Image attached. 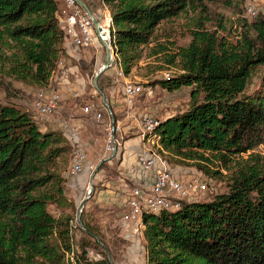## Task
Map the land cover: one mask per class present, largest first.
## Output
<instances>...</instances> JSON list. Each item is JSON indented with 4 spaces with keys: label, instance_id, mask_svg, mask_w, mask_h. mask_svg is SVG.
<instances>
[{
    "label": "trees",
    "instance_id": "obj_1",
    "mask_svg": "<svg viewBox=\"0 0 264 264\" xmlns=\"http://www.w3.org/2000/svg\"><path fill=\"white\" fill-rule=\"evenodd\" d=\"M189 1L104 0L126 75L148 47V57L168 51L167 44L150 45ZM60 10L58 0H0V75L42 87L53 82L68 57ZM214 45L166 56L171 66L181 59L183 72L158 82L171 91L191 86V105L162 121L158 151L197 161L209 177L229 171V189L174 211L145 213L148 264H264V161L245 157L264 142V74L261 88L246 93L264 66V14L244 24L239 41ZM70 153L64 133L43 131L30 110L0 102V264H70L72 251L76 264H111L106 254L87 257L93 246L108 247L90 224L84 223L91 240L76 247L72 216L53 212L66 195L60 161ZM210 163L221 167L212 170Z\"/></svg>",
    "mask_w": 264,
    "mask_h": 264
},
{
    "label": "rangeland",
    "instance_id": "obj_2",
    "mask_svg": "<svg viewBox=\"0 0 264 264\" xmlns=\"http://www.w3.org/2000/svg\"><path fill=\"white\" fill-rule=\"evenodd\" d=\"M59 1L63 2L62 0ZM87 1L91 3V6L93 5L92 7L95 12L99 9L102 11V0ZM251 7L256 11V14H253L249 10ZM261 14H264V0H190L186 12L161 24L155 33L154 41L150 46L164 43L169 46L168 51L162 53L158 57H148V47L145 51L144 58L132 71L131 80L133 82H139L146 87L150 86L154 89L153 97H147L144 94L141 96L144 102L141 111L145 114L160 118H164L167 115H179L187 111L191 105L192 87L184 86L180 89L171 91L164 88L158 82L159 80L170 78L183 72V63L181 59H178L175 65L171 66L165 62L166 56L169 53L177 52L180 47L205 49L215 46L214 44L219 40L235 43L240 40L244 24H250L257 15ZM91 48H94V46H91ZM99 55L102 57V60L105 61L106 49L104 47H100ZM66 59L67 58H64V61H66ZM88 61L89 63L87 64L83 61L80 62V60L77 61L76 74L81 78H86L87 90L90 92V96H95V101H91V97L87 99L81 96H74V98L68 100L69 102L66 105V98L63 94L61 107L57 112L51 114L44 124L39 125L43 131H59L64 133L65 136L67 134L70 138L66 136L69 144H71V153L68 155V161H60V167L66 180V193L68 191H75L73 190L75 187L68 185V182L72 181L73 178H81V182H83L84 185L76 189L77 201L73 203L69 213L73 220H76L80 202L88 195L92 179L95 189L92 197L87 203L91 204V200L94 196H101L102 200H104V204H102V201L99 203V211L109 209L113 212V220L110 225L102 227L98 217L85 214L84 207L82 212L84 223L87 222L90 224L108 245L106 248L95 246L89 248L87 257L94 258V256L100 255L101 258H103L105 254L108 256V249L111 254V259L115 264H148L146 239H143L141 235L130 229L126 230L122 224V218L127 209L126 198L129 190L134 186L146 183L145 181L150 179V170H146L138 164L139 166L134 167V170L132 169L131 171V167L122 164L123 153L119 152V150L117 157L114 159L110 161H101L104 156H107L106 146L108 132L105 126L109 122V118L105 109L106 106L104 107L102 104V95L94 87V78L96 72L102 67V64H100L101 66H99L95 72V70L93 71L94 59L88 57ZM108 70L101 75V77L103 76V81L106 79ZM167 73L170 74V77H167ZM263 74L264 66L258 67L251 77L246 93L254 94L261 88ZM0 80L2 82L0 86V102L4 104L15 103L30 111H32L31 105L35 100L37 92L45 88L42 86L29 85L5 75H0ZM103 81L102 83L98 81L100 87H103ZM110 81H112V79H110ZM106 98L108 101L107 96ZM121 98L123 97L121 96ZM87 104H93L92 108L94 113L98 111L102 112L103 118L101 121L94 119L93 116L83 111V107ZM117 104L122 106V109L117 111L113 108L117 120L123 119V116L134 107H127L123 99ZM77 109H81L85 116L84 119L76 114ZM145 114H142V116ZM130 120L131 119H126L124 121L123 119L124 122L121 123V132L117 133V138L121 142L119 149L122 144L125 143V140L134 137V133L141 128V119L140 127L131 123ZM130 124L134 125V127L124 130V128ZM148 147L154 149L162 159H165L170 168L179 174V176H198L209 184V189L204 192L200 200L207 201L216 194L228 191L229 171L223 168L220 169L221 166L219 163H210L209 166L212 170L220 169L221 174H218L216 177H209L203 170L198 168V165H196L198 164L197 161L178 157L167 151H163L159 154L158 148L154 146V144H149ZM143 149L144 145L140 152ZM77 152H84L87 155V159L86 162H84L83 170L78 173H73L71 168L77 162ZM251 153L260 156L261 160L264 161V142L255 147V149L248 154H245V157L248 158ZM90 164H93L95 169L89 168ZM202 164H207V162H202ZM139 167L143 172L139 170ZM138 170L143 174L142 178L146 179L145 181L138 182L132 178L133 172ZM73 229L76 247H78L84 239L91 240L78 222L77 227Z\"/></svg>",
    "mask_w": 264,
    "mask_h": 264
},
{
    "label": "built area",
    "instance_id": "obj_3",
    "mask_svg": "<svg viewBox=\"0 0 264 264\" xmlns=\"http://www.w3.org/2000/svg\"><path fill=\"white\" fill-rule=\"evenodd\" d=\"M64 3V12L68 16L67 31L71 36L72 44L78 48H88L96 43L102 47L99 34L96 33L95 23L93 18L84 9V7L77 2V0H62ZM102 11L95 12L98 16V21L102 26L103 32L107 33L111 45L113 47V33L115 32L113 17L109 7L102 0ZM253 14L256 11L251 7L249 9ZM67 37V32H66ZM114 50V47H113ZM115 51V50H114ZM64 59L58 64V69L63 67ZM112 66H116V77L124 80V97L123 101L129 108L133 107L139 95L144 94L147 97H153L154 89L146 87L139 82H133L127 79L124 72L121 59L115 52ZM111 66V67H112ZM170 77V74H166ZM76 96H80L76 94ZM63 102V93L61 89L55 84L50 83L44 89L37 92L35 100L31 105V114L33 119L38 124H44L51 114L57 112ZM105 107L104 103H102ZM93 104H87L83 107V111L94 117V119L101 121L103 114L101 111L93 112ZM109 122L105 126L108 132V140L106 146L107 156H104L101 161H110L117 157L119 145L121 142L117 138V133L121 132V123L123 119L117 120L115 112L106 108ZM162 119L159 117L145 114L141 118V136L144 142V149L138 155V162L141 167L146 170H156V174L152 183L139 184L131 188L126 198V211L122 218V224L126 230L130 229L135 233L141 235L145 239L144 230L145 223L143 216L145 213H160L162 211H174L180 209L184 202L202 201L200 197L204 195L209 189V184L198 176L181 177L173 171L168 162L162 159L158 153L149 148V144H154L160 148V135L158 127L161 125ZM109 154V155H108ZM87 155L84 152L76 153L77 162L72 166L73 173H78L83 170L84 162H86ZM89 168L95 169L93 164ZM77 220L71 221L72 229L77 227ZM70 264H76L77 254L72 251L68 254ZM91 260H98L100 255L89 257Z\"/></svg>",
    "mask_w": 264,
    "mask_h": 264
},
{
    "label": "crops",
    "instance_id": "obj_4",
    "mask_svg": "<svg viewBox=\"0 0 264 264\" xmlns=\"http://www.w3.org/2000/svg\"><path fill=\"white\" fill-rule=\"evenodd\" d=\"M88 6L90 7L91 10H93V5L91 6L90 2H88L87 0H84ZM59 2L60 5V13H59V18H60V23L62 25V27L65 29V31L67 32V37H66V49H67V54L68 57L66 59V61H64V65L63 67H60L57 72H55L52 81L53 84H55L56 86H58L59 88H61V90L63 91V94L66 98V105L68 104V100H71L72 98L78 97L76 96V94H79L81 97L83 98H87L91 101H95V96H90V92H88L87 90V81L85 77H80L76 74V65H77V61L80 60V62H84V63H89L88 61V57L94 59V64H93V71L97 70V68H99V66H101L100 64L103 65L104 60H102V57H100V47L102 48V46L99 43H96L94 46V48H78L76 46H74L70 40L71 36V32L69 33L67 31V26H68V16L67 13L64 12V3L63 2ZM95 12V10H93ZM100 9L96 12H99ZM106 59V58H105ZM116 66H112L108 72L106 73V79L103 81V76L99 78V83H103V90L106 94V96L108 97V101L110 102L112 108H115L116 111L117 110H121L122 106L117 104L120 101H122L124 97V80L123 79H118L116 77ZM97 73V72H96ZM132 74L126 75L127 79L132 81ZM96 75V74H95ZM110 77V78H109ZM110 79H112V81H110ZM143 94L139 95L136 99V102L134 104L133 109H131L129 112L126 113V115L123 116L124 121L126 119H131V123H133L134 125H136L137 127H140V119L142 118V114H145L144 112L141 111L142 106H144V102L141 98ZM76 114L80 117H82V119H84V114L82 113L81 109H77L76 110ZM171 116L167 115L164 118H161L162 121L166 120L167 118H169ZM160 118V117H159ZM134 125L130 124L128 126H126L124 128V130H126L127 128L130 127H134ZM43 130V129H42ZM135 136L131 137L128 140H125V143L122 144V146L119 149V152L123 153V165H126L128 167H131V171L132 169L134 170V167L139 166V162H138V154L140 153V150L142 149L144 142L141 136V128H139V130L136 131V133H134ZM66 136L68 137V135L66 134ZM69 138V137H68ZM70 139V138H69ZM72 141V140H71ZM73 142V141H72ZM74 143V142H73ZM133 167V168H132ZM138 168V167H137ZM140 168V167H139ZM139 170L142 171V169L140 168ZM136 171L133 172L134 174H132V178L137 180L138 182L140 181H145L146 179L142 178L143 174L141 172ZM143 172V171H142ZM130 173V172H129ZM156 173V170H150L149 171V175H150V179L146 180V183H149L151 180V183L154 180V175ZM73 181V182H72ZM72 181L68 182V185L75 187L73 190L75 191H68L65 195V198L60 200L59 203L53 208V212L57 215L60 216L62 214H69L71 209H72V205L73 203H76L77 201V196H76V189L79 186H84L83 182H81V178H73ZM145 184V183H144ZM71 190V189H70ZM75 192V193H74ZM113 192V191H112ZM101 195V194H100ZM112 196V195H111ZM102 201V204H104V200H102L101 196H94V198L91 200V204L87 203L85 204V214L86 215H92V216H96L98 217L100 220V225L106 226V225H110L111 221L113 220V216H112V211L109 209H103L102 211H99V203ZM108 201V200H107ZM101 207V205H100ZM73 233H74V229H73Z\"/></svg>",
    "mask_w": 264,
    "mask_h": 264
},
{
    "label": "water",
    "instance_id": "obj_5",
    "mask_svg": "<svg viewBox=\"0 0 264 264\" xmlns=\"http://www.w3.org/2000/svg\"><path fill=\"white\" fill-rule=\"evenodd\" d=\"M77 2L79 4H81L84 9L89 13V15L93 18L94 23H95V29H96V33L99 34L100 36V40L104 46V48L106 49V59L102 65V67L99 69V71L96 73L95 78H94V87L101 93L102 98H103V103L104 105L108 108L111 109V105L110 103L107 101L105 92L100 88L98 80L100 78V76L106 71L108 70L113 63V57L115 54V51L113 50V47L111 45V40L108 36L107 33L103 32L102 26L98 21V16L95 14V12L93 10L90 9V7L88 6V4L84 1V0H77ZM94 182L92 179V183H91V187L88 191V195L80 202L79 206H78V210H77V216H76V220L79 223V225L86 230L83 218H82V212L84 210L85 204L86 202L92 197L93 192H94ZM94 238L96 240H98L100 243H102L101 239L99 238V236L93 234ZM108 252V259L110 261L111 264H115L113 262V260L111 259V254L110 251L107 249Z\"/></svg>",
    "mask_w": 264,
    "mask_h": 264
}]
</instances>
